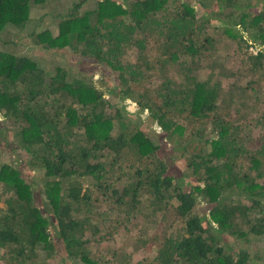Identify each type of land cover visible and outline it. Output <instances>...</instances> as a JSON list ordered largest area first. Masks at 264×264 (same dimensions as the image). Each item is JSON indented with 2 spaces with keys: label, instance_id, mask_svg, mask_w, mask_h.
Returning <instances> with one entry per match:
<instances>
[{
  "label": "trees",
  "instance_id": "16d2710c",
  "mask_svg": "<svg viewBox=\"0 0 264 264\" xmlns=\"http://www.w3.org/2000/svg\"><path fill=\"white\" fill-rule=\"evenodd\" d=\"M210 1L190 0L201 18L186 1L94 0L84 11L76 3L54 29L42 13L38 25L46 26L32 27V45L71 50L110 82L105 90L63 65L48 75L16 42L0 48V162L17 145L30 156L0 163V188L14 196L0 208V262L102 264L94 244L108 222L121 223L107 218L115 212L126 226L139 217L147 226L155 216L172 220L168 231L151 234L154 258L127 264H264V245L253 256L246 250L264 236V145L251 152L241 134L250 125L264 134V113L252 81L224 91L222 62L213 58L235 43L251 72L264 75V0L257 12L243 0H215L222 19L211 16ZM48 3L0 0V34L24 33ZM126 99L163 134L144 125L140 109L129 112ZM231 110L247 113L249 123L226 121ZM33 167L44 170L41 188ZM81 177L94 182L83 190Z\"/></svg>",
  "mask_w": 264,
  "mask_h": 264
},
{
  "label": "rangeland",
  "instance_id": "374dc122",
  "mask_svg": "<svg viewBox=\"0 0 264 264\" xmlns=\"http://www.w3.org/2000/svg\"><path fill=\"white\" fill-rule=\"evenodd\" d=\"M181 1H186L189 4L194 5V8H197L195 12L196 17L201 18V15L203 14V10L201 8L195 5V3L190 2V0ZM181 1L174 2L173 0H171L172 7L174 5L176 6L180 4ZM243 1L246 4H251V8L256 12L261 7V0ZM76 3L79 4L78 8L84 11L93 6L94 0H49L47 7L43 9H35L33 13V15H35L34 21H32L29 29L24 30V33H17L15 31L7 32L8 30H6L2 34H0V48L8 47L12 43L16 42L17 44L15 48L18 50V53L25 56H33L38 61L40 67L43 68L48 75L55 73L56 66L63 65L70 72V76L83 78L95 84L100 90H105V88L109 87L110 82H102L100 79V73H98L97 71H93L90 68H84L82 64L76 62L78 60V57L76 58V56L72 55L73 53L71 50L65 48L58 51H46L39 50L37 47L32 45V36L30 34L32 27L36 25L37 29H41L46 26L45 23H41L38 25V19L40 18L39 16L42 13H45V20H49L50 22H52L51 27H53L54 29L58 15L60 13L63 14L67 12ZM217 6L218 3L215 0L210 1L209 9L211 11V16L213 18L222 19L224 17V13L220 10V8L218 9ZM46 12H48V14H46ZM22 45H24V48L21 47ZM149 46H158V43L152 40ZM236 47L237 44L231 43L230 50H224L223 53H219L213 57L216 61L222 62L221 69H219V79L222 82V88H224V91H227L229 87H232L233 91H238L239 89H243L249 81H252V85L255 83V88L251 90H253V94L255 95V97L259 98V101H257L258 108L262 113H264V75L252 73L250 70V65H245L244 61H242V49H240L241 51L238 52L235 49ZM156 51L158 52V50ZM156 51L154 52V55L157 53ZM232 71H237L238 73L233 74ZM138 105V102L132 101L131 99L125 100V106L129 112L132 113L140 109L139 112L141 113V119L144 121V125L149 124L148 127H152L151 130L156 131V133L163 134L161 127L157 126L156 122H154L153 125L149 123L152 120L149 119L148 111L146 109L139 108ZM229 114L230 116L226 117V121H231L233 124L240 123L244 126L249 123V115L244 111L238 112L235 110H231ZM12 130L13 132H15L16 128H13ZM13 132L9 135V138L15 139L17 141ZM241 134L247 143L245 147L251 152L259 149L264 145V134L262 127L252 128L250 125L247 126L246 129L244 128ZM206 136L208 138H212L215 136V134H212V132L210 133V131L208 130ZM167 145L172 146L171 144ZM13 152L14 155L10 157L5 148L2 153L3 158L0 163L2 164L10 162L16 165L18 161H30L29 154L18 145L17 147H14ZM244 159V157H241L239 159L236 158L235 161L238 164V160L244 161ZM245 162H247V160ZM179 163L185 165L186 162L184 159H182L179 161ZM185 169V177L192 178V174L188 176L189 170L186 167ZM26 170H29V164H27ZM31 170V175L36 178L34 181L36 186L38 188H41L43 185L42 178L44 177V170L36 169V167H33ZM114 170L115 167L113 169V172ZM181 174L182 172L178 169L177 176L183 177V175ZM80 181L83 186V190H85L92 182H94L93 179L84 177H81ZM98 195L99 194L97 192L94 194L95 197H97ZM0 196V208H4V200L6 198L14 197L12 192L4 193L2 188H0ZM99 206L102 209L103 213L104 211H108L107 203L102 202ZM107 213L109 215V217L107 218L111 222H116V220H118L121 223L119 225H112L110 222H108L106 226L107 228H109V230H107L104 234L105 237L102 241V244H94L95 253L101 258L102 264H120L119 260L122 257H126L127 259L124 264H127L128 262L135 263L143 258H154L157 251L155 249V244L151 239V234L161 235L164 231H168V227L172 224L171 219H160L158 222H156L159 218H161V216H155V222L149 223V226H147V222L140 217L132 220L131 224L128 223L126 226V224L122 223L121 219H116L117 215L115 214V212ZM179 227L180 224H175L176 230ZM138 239L141 240L139 243ZM138 244L140 246H138ZM257 245H264V236L257 237V239L250 242V245L247 246L248 249L246 250L250 253V255H254ZM5 263L6 261L4 260L0 262V264ZM52 264H65V262H62L60 260V257H57L56 259L52 260Z\"/></svg>",
  "mask_w": 264,
  "mask_h": 264
}]
</instances>
